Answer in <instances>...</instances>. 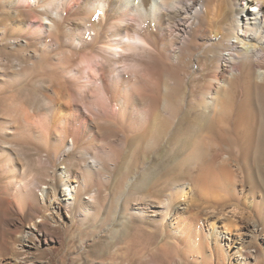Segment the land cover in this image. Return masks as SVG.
Returning a JSON list of instances; mask_svg holds the SVG:
<instances>
[{"label": "bare ground", "instance_id": "1", "mask_svg": "<svg viewBox=\"0 0 264 264\" xmlns=\"http://www.w3.org/2000/svg\"><path fill=\"white\" fill-rule=\"evenodd\" d=\"M24 2L39 12L28 23V41L9 39L7 31L2 40L13 47L34 44L41 53L55 45L71 48L77 60L63 66L69 85L62 96L31 106L45 113V129L31 114L0 123L7 142L0 147V193L17 199L8 204L15 211L43 206V182L21 164L14 138L38 145V164L62 161L61 179L74 183L73 201L51 206L84 220L92 213L86 199L91 205L102 200L123 157L119 197L141 202L133 217L147 214L177 234H185V224L191 248L210 250L218 264L233 262L235 253L251 258L246 246L232 252L238 223L222 224L221 214L230 215L219 208L227 199H241L240 185L264 214V0H12ZM22 76L16 70L8 77ZM241 97L247 101L239 102ZM134 188L141 194L131 199ZM195 193L216 204L204 211L207 233L196 229L199 220L189 203L188 214L168 224L178 204ZM260 233L254 227L247 232L263 249L256 240ZM223 238L231 240L228 247ZM40 239L52 237L44 233Z\"/></svg>", "mask_w": 264, "mask_h": 264}, {"label": "rangeland", "instance_id": "2", "mask_svg": "<svg viewBox=\"0 0 264 264\" xmlns=\"http://www.w3.org/2000/svg\"><path fill=\"white\" fill-rule=\"evenodd\" d=\"M33 10L28 2L14 5L12 0H0V35L7 31L9 39H18L26 43L32 31L28 28V23L36 21L39 17V12L36 9ZM6 27H9L8 30ZM0 39V123L6 124L11 121L13 123L22 119L21 116L29 117L31 114L30 120L44 127L46 125L44 122H47L45 113L33 111L31 106L37 105L49 96H56V98L62 96L64 90L62 87L69 85L63 75V66L66 63L74 65L77 57L72 54L71 48L59 45L48 49L46 53H41L34 44L13 47L9 39L2 40L1 36ZM16 70L24 76L15 81L8 76L13 75ZM248 92L249 89L245 91V95ZM243 101L247 100L241 97L239 102ZM126 140L131 144L130 138ZM6 143L0 134V147ZM10 143L17 148L21 164L30 165L33 169L30 176L43 182L39 195L43 206L36 204L35 210L27 206L28 208L22 207V210L15 211L8 202L12 201L16 204L17 199L0 193V264H218V261L210 254V250L201 251L191 248L185 224L183 225L185 234H177L171 229L166 232L159 227V220L149 218L147 214L142 218L131 215L132 208L141 204V202H132V198L139 196L141 192L138 188L130 190L129 197L132 199L130 204H127L124 197H119L125 178V175L120 176L122 165L125 164L123 157L119 161L121 169L114 173L115 180L107 182L103 188L102 200L91 205V202L89 203L86 199V204L92 209V213L88 219L84 220L80 215H75L65 208L56 212L51 206L60 201L71 202L72 200L69 199V192L70 185L74 183H67L61 179L65 172L62 161L53 160L50 165L38 164L37 144L29 145L18 138H14ZM51 174L55 175L56 179L53 180ZM167 175L175 177V172L170 171ZM183 178L186 179V174L179 179L173 178L172 182L183 180ZM237 187L242 189L241 199H227L225 203H222L219 210L227 212L226 214L230 216L224 217L221 214V223L229 222V219L237 221L238 226L233 231V237L237 238L233 243L232 252L236 251L240 245L246 246L244 251L251 253L252 257L245 259L239 253H235L233 262L221 264H264V214L263 216L258 214L256 201L258 199L254 200L249 188L247 186L243 188L240 185ZM194 195V199L190 197L178 204L168 224L173 220L176 221L175 218L180 217L181 214L186 216L188 213L184 207L189 203L193 209L192 214L199 220L196 229L199 227L207 233L209 224L202 218H204V211H210L211 205L215 203L212 201L213 198H202L199 193ZM253 227L261 231L256 240L263 249L251 243V236L247 232ZM221 230L225 231L224 226ZM44 233L52 237L49 242L40 239ZM21 237H25L23 242L16 241ZM224 238L221 244L228 247L231 240ZM16 251H20V254H16Z\"/></svg>", "mask_w": 264, "mask_h": 264}]
</instances>
